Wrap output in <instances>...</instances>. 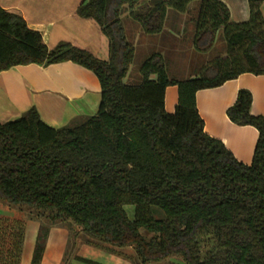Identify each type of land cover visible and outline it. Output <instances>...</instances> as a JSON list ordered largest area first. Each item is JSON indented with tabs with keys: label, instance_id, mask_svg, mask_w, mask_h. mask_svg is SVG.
Returning a JSON list of instances; mask_svg holds the SVG:
<instances>
[{
	"label": "trees",
	"instance_id": "1",
	"mask_svg": "<svg viewBox=\"0 0 264 264\" xmlns=\"http://www.w3.org/2000/svg\"><path fill=\"white\" fill-rule=\"evenodd\" d=\"M193 0H82L77 14L93 18L109 39L102 60L70 42L49 48L22 15L0 6V72L15 65L72 61L101 86L98 111L55 128L35 106L0 122V202L50 224H71L94 239L131 246L142 264L179 257L183 264H264V115L251 112L242 88L230 120L259 136L246 164L209 135L196 93L242 73L264 74V0H249L250 17L233 22L221 0H198L193 46L209 50L222 30L225 55L199 75L169 78L152 52L138 80L126 79L135 56L121 15L145 32L163 29L168 9ZM178 86L175 111L165 109L168 85ZM134 207L131 218L126 206Z\"/></svg>",
	"mask_w": 264,
	"mask_h": 264
},
{
	"label": "crops",
	"instance_id": "2",
	"mask_svg": "<svg viewBox=\"0 0 264 264\" xmlns=\"http://www.w3.org/2000/svg\"><path fill=\"white\" fill-rule=\"evenodd\" d=\"M221 1L228 6L231 21L241 22L249 19V0ZM81 2L82 0H0V6L22 15L30 28L41 32L49 48L66 41L90 51L99 59L108 60L109 39L95 19L83 18L77 14ZM198 4V0H193L182 12L168 9L163 29L154 34L145 32L143 27L128 15V11L121 15L128 39L135 46L134 60L126 79L138 80L139 67L152 52H159L163 56L165 52L170 51L176 54L179 62L180 54L187 49L190 52L195 49L193 41L191 47L186 49L184 39L191 30H186L183 21L191 12V29L193 27L194 36L195 23L191 18ZM193 7L195 8L191 11ZM261 12L264 17V2L261 4ZM217 35L218 32L215 41ZM169 37L170 43L167 42ZM201 52L206 53L208 50ZM202 53L201 55H204ZM137 57L139 61L136 62ZM201 62L197 68H190L191 75L183 78L195 76L209 61L207 59ZM134 67L137 72L132 76ZM242 88L252 92L251 112L264 115V74L246 72L221 86L200 89L196 93V101L204 120L205 131L220 139L238 160L250 164L259 132L252 125H238L232 122L227 115V109L235 103L238 91ZM100 99L101 86L95 73L72 61L48 66L36 63L15 65L0 72V122L21 115L35 106L44 122L59 128L77 116L95 114L99 109ZM177 103L178 86L168 85L165 92L166 111L173 113Z\"/></svg>",
	"mask_w": 264,
	"mask_h": 264
},
{
	"label": "rangeland",
	"instance_id": "3",
	"mask_svg": "<svg viewBox=\"0 0 264 264\" xmlns=\"http://www.w3.org/2000/svg\"><path fill=\"white\" fill-rule=\"evenodd\" d=\"M190 14L191 12L183 21L186 30H191L184 39L186 49L188 46L191 47L193 41V27L191 29L193 23L190 20ZM176 30L181 31V29ZM167 42H171L170 37ZM192 50L195 53L187 49L180 54L179 62L176 54L170 51L163 54L170 77L187 79L183 77L191 75L190 68H197L202 63L201 61L207 59L211 61L225 55L226 41L222 30L218 31L217 40L208 52L202 53L196 49ZM137 61H139V57H137ZM200 71L199 69L196 75H199ZM136 72L134 67L132 76H135ZM126 208L129 216L133 218L134 207L127 205ZM0 264L142 263L131 246L117 247L111 245L90 237L82 228L73 223L50 224L25 210L12 208L0 202ZM147 264H183V261L179 257H171L160 262Z\"/></svg>",
	"mask_w": 264,
	"mask_h": 264
}]
</instances>
